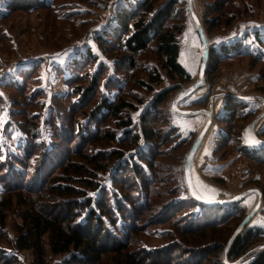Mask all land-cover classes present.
Returning <instances> with one entry per match:
<instances>
[{
  "label": "rangeland",
  "instance_id": "374dc122",
  "mask_svg": "<svg viewBox=\"0 0 264 264\" xmlns=\"http://www.w3.org/2000/svg\"><path fill=\"white\" fill-rule=\"evenodd\" d=\"M24 1L0 0V202H9L3 227H0V264H32L34 260L31 252L16 253L11 248L21 224L20 214L26 209V206L16 205L15 195L20 188L9 191V176L13 175L10 171L18 168L11 166V160L26 163L29 169L38 172L39 164L51 155L57 157L63 153L58 158L65 161L68 154L77 150L83 149L86 154L118 150L115 143L89 140L92 135L103 136L106 132L122 136L116 120L106 119L104 114L97 116L93 123L87 119L88 113L102 99L113 102L117 96L136 107L122 115L133 120L135 130L139 128L140 117L149 111V127L158 136L154 168L147 170L143 165L145 174L151 176L147 188L148 210L142 211L139 219H132L131 223L140 229L131 236L129 250L142 251V258L151 255L157 260L172 251L176 260L172 264H180L187 251L184 249H190L185 244L192 243L180 235L182 230L194 226H191L193 216L220 212L216 208L219 206L205 207L196 203V209L190 206L195 195L206 201L233 200L221 206L227 214L237 209L236 218L241 214L244 219L256 208L238 236L246 230L261 232L237 260L225 259L231 245L227 252L225 248L231 236L224 249H220L222 243H216L217 253L210 254L202 264H212L215 260L219 263L222 253L225 264H250L254 255L264 252V225L261 223L264 222V45L259 48L253 40L258 34L264 41V0H190V3L177 0L172 26L180 29L176 35L177 60L190 75L187 83L169 78L153 48L139 54L135 58L136 67L124 72L116 67L121 57L119 53L97 47L96 37L102 33L112 36L117 25L116 11L136 3L135 0ZM213 6L216 8L211 9ZM194 16L208 53L204 83L188 93L198 82L204 62ZM110 40L114 41L113 37ZM236 44L239 49L233 53H220L221 47ZM211 51L220 53L217 65L213 63ZM153 71L160 75L161 81L152 84L151 90L135 84L136 80L149 83L147 74ZM91 80H96L98 86L86 106H79L83 94H78L77 89L86 93ZM117 86L122 88L117 90ZM164 90H168L167 98L152 110L153 99ZM228 100L235 106L232 116L226 105ZM173 105L177 111L172 110ZM206 110L211 113V122L190 160L189 191L184 176L185 162L209 119ZM225 119L231 122L226 124ZM148 150H151L149 145L141 146L140 150L128 149L124 151L125 161L137 158L139 151ZM117 163L112 166L109 163L110 167L104 172L96 171L94 180L99 189L88 192L89 197L96 199L99 190L104 188L110 193L113 169L116 167L118 173L123 167ZM133 179L128 176L124 182L131 183ZM237 221L230 220L228 225L218 229L224 230L222 239L236 230ZM195 222L201 224L199 220ZM118 226L103 219L100 228L102 235L110 232L120 245L125 238L116 233ZM215 236L218 237V232ZM175 248L178 251H174ZM179 251L183 253L176 256ZM46 254L47 264H62L68 258L53 256L48 247ZM101 264H126L125 253L108 254Z\"/></svg>",
  "mask_w": 264,
  "mask_h": 264
},
{
  "label": "trees",
  "instance_id": "16d2710c",
  "mask_svg": "<svg viewBox=\"0 0 264 264\" xmlns=\"http://www.w3.org/2000/svg\"><path fill=\"white\" fill-rule=\"evenodd\" d=\"M28 1L26 0L23 3ZM134 2H136L135 5L130 4L126 7H120L116 11L117 25L111 33L112 36L109 33H102L99 37H96L94 41L97 47H106L104 51L119 53L121 57L116 58V67L124 72L131 71L136 67L135 58L139 54L144 53L148 48H153L157 60L170 79L175 80L178 78L186 83L189 82L190 75L186 73L177 60L179 45L176 42V35L180 32V29L175 25L172 26V20L175 18L174 14L177 12L176 7L179 4L178 1L135 0ZM214 8L216 7L213 6L211 9ZM208 24L212 25L211 22ZM111 37L114 41H109ZM253 40L259 48L264 45V41H261L258 34L254 36ZM238 49L237 44L231 47L223 46L220 48V53H233ZM218 55L211 51V58L215 65L218 64ZM89 57L92 58V55ZM212 67L214 68V66ZM104 70H106V66H104ZM147 76L149 83L145 84L136 80L135 84L145 90H151L152 84H159L161 81L160 75L156 71L149 72ZM95 81H90V86L85 90L86 93L81 92L79 88L77 89L78 94H83L81 101L78 103L79 106H86L87 102L91 100L89 96L93 94L95 86H98ZM121 88V86H117L116 89ZM167 96L168 90L157 94L153 99L151 109L154 110L158 107V103L164 101ZM117 97L113 102L102 99L101 103L97 104L88 113V116L86 114H82V116H87V119L92 123L97 116L103 114L106 119L116 120V127L122 130V136L117 137L115 132H106L103 133V136L92 135L89 140L94 143L99 140L115 143L119 146L118 150L104 152L103 154L92 152L86 154L83 149L77 150L73 154H68L65 161H59L58 158V156H63V153L57 154V157L51 155L39 164L38 172L35 169H29L26 163L17 159L11 160V166L18 168L13 172L10 171V174L13 175L9 176L11 183L9 191H14L16 187H19L20 190L15 195L18 198L16 205L26 206V209L20 214L21 224L17 227V237L11 243V248L16 253L21 251L31 252L34 256L32 264H47V247L53 256L68 257L62 264H101L106 255L120 256L123 252L125 253L126 264H172V261H176L173 258L172 251L157 260L152 258L151 255L142 258L144 252L133 251L128 248L131 236L140 229L135 223H131L132 219L133 221L139 219L142 211L148 210L147 198L149 196L147 188L151 176L145 174L143 165L147 170L154 168V159L158 153V150L154 147L157 145L156 139L158 136L149 127L151 122L147 116L149 111L140 117L139 128L135 130L133 120L129 116L122 115L128 109H135L136 107L119 98L117 99ZM226 103L230 112L229 115L232 116L236 112L234 103H230L229 100ZM223 121L226 124L231 122V120L226 119ZM167 138L169 137L167 136ZM82 141L84 142V140ZM143 145H149L151 150L143 153L139 151L137 158H128V161H125L124 151L128 149L140 150ZM258 153L260 154L257 155L262 157L261 152ZM261 157L260 159H262ZM72 158L76 160L73 161ZM260 159L258 158V161ZM117 162L122 164L123 167L119 169L118 173L116 167H114L113 176L111 177L113 186L110 193L104 188L99 190L100 195L96 199L89 197L88 192L99 189V184L94 180L96 171L104 172L110 167L109 163L112 166L116 165ZM57 170L59 172L56 174ZM4 172L6 174L7 170L5 169ZM128 176H132L135 180L133 179L131 183H125V178ZM7 180L9 183V179ZM22 191L25 193V198ZM191 200L194 203L190 206H194L195 209L198 207L195 205L196 203L205 207L219 206L216 208L220 212L208 215H205V212L204 216L192 217L191 226H194L184 229L180 233V235L192 240L191 244H185L190 249H184L187 251H184L180 264L205 263L210 254L217 253L214 250L217 246L216 243H222L220 249H224L232 236L231 233L233 232H230L222 239L223 233L221 234V232H224V230L218 231V229L221 230L228 225L230 220H238L235 226L237 228L243 219L240 217L241 214L236 218L235 214L239 212L237 209L227 214V212L225 213L227 210L222 208L221 205H205L194 197ZM8 203L6 200L0 202L1 228L9 208ZM222 204L228 205V203ZM165 209L162 212L159 211L161 217ZM194 218L199 220L201 224H197L198 222H195ZM103 219H107L114 226L119 225L116 233L125 238V241L117 245L113 234L107 231L102 235L100 226L103 224ZM217 232L218 237L215 236ZM260 233L259 230L253 229L244 231L243 235L238 236L233 241L228 249L229 251L225 254V259L231 262L237 260L246 248L253 244L254 239L260 237ZM174 251H178L177 248ZM181 253L183 251H179L176 256H180ZM203 253L206 254L202 256ZM222 254L219 263L215 260L212 261V264H225V262L223 263ZM176 258L178 259V257ZM250 264H264V252L254 255V259Z\"/></svg>",
  "mask_w": 264,
  "mask_h": 264
},
{
  "label": "water",
  "instance_id": "95a60500",
  "mask_svg": "<svg viewBox=\"0 0 264 264\" xmlns=\"http://www.w3.org/2000/svg\"><path fill=\"white\" fill-rule=\"evenodd\" d=\"M188 3H190V0H187ZM195 22H196V25H197V30H198V33H199V37H200V41H201V44L203 45V59H204V62L199 70V80L198 82L194 85V87H191L190 90H188V93H190L191 91L194 90V88L200 86L201 84L204 83V79H205V63L207 61L206 57H207V45H206V42H205V39H204V36H202V30H201V27L199 26L198 24V21H197V18L194 16L193 17ZM187 93V94H188ZM172 110H173V107H172ZM173 111H177V108H175V110ZM181 113L183 114H188V112L186 111H180ZM206 114H207V117L209 118L205 124V127L203 128L202 132H200L201 134L198 136V138L196 139V141L192 144L191 146V152L190 154L188 155L187 159H186V169H185V173H184V176L186 177V183H187V186H188V189L189 191L190 190V179L188 177V172H189V166H190V160L192 158V155L194 154V151L197 149L196 147L198 146L200 140L202 139L203 135L205 134L204 132L206 131L208 125L210 124L211 122V113L209 111H205ZM194 198H196L199 202H201L202 204H205V205H222V203H231V202H234L233 200H230V201H225V200H222V201H206L204 199H201L195 195H193ZM257 207V206H256ZM256 209V208H255ZM255 209L252 210V212L247 215L243 221L237 226L236 230L233 232L232 234V237H231V241L229 242V244L227 245V247L225 248L226 252H227V249L228 247L231 245L232 241L235 240V238L238 236V233L245 227V225L250 221V218L252 217V214L253 212L255 211Z\"/></svg>",
  "mask_w": 264,
  "mask_h": 264
},
{
  "label": "snow or ice",
  "instance_id": "6c2138e0",
  "mask_svg": "<svg viewBox=\"0 0 264 264\" xmlns=\"http://www.w3.org/2000/svg\"><path fill=\"white\" fill-rule=\"evenodd\" d=\"M41 78H43V77H41ZM173 110H175V105H173ZM246 136H247V133H246ZM210 191H214V190H211L210 189ZM91 195V194H90ZM262 223V225H264V222H261Z\"/></svg>",
  "mask_w": 264,
  "mask_h": 264
},
{
  "label": "crops",
  "instance_id": "0c3cea01",
  "mask_svg": "<svg viewBox=\"0 0 264 264\" xmlns=\"http://www.w3.org/2000/svg\"><path fill=\"white\" fill-rule=\"evenodd\" d=\"M209 201H211V200H209Z\"/></svg>",
  "mask_w": 264,
  "mask_h": 264
}]
</instances>
